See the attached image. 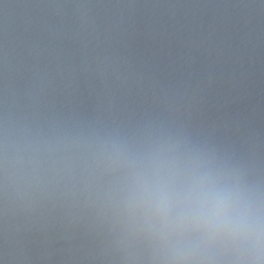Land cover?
I'll return each mask as SVG.
<instances>
[{
  "label": "water",
  "instance_id": "1",
  "mask_svg": "<svg viewBox=\"0 0 264 264\" xmlns=\"http://www.w3.org/2000/svg\"><path fill=\"white\" fill-rule=\"evenodd\" d=\"M258 243L264 0H0V264Z\"/></svg>",
  "mask_w": 264,
  "mask_h": 264
},
{
  "label": "clouds",
  "instance_id": "2",
  "mask_svg": "<svg viewBox=\"0 0 264 264\" xmlns=\"http://www.w3.org/2000/svg\"><path fill=\"white\" fill-rule=\"evenodd\" d=\"M222 202L220 205L217 206L216 211L214 212V217L216 219V223L213 225V227L219 228L221 226V215H222ZM180 260L184 261L185 264H188V262H192V264H195V261L197 260V257L195 255H182L179 257ZM252 260L254 264H264V246H261L259 243L257 244L255 254L252 257Z\"/></svg>",
  "mask_w": 264,
  "mask_h": 264
}]
</instances>
